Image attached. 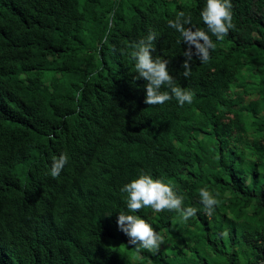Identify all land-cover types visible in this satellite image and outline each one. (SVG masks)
<instances>
[{
	"label": "trees",
	"instance_id": "16d2710c",
	"mask_svg": "<svg viewBox=\"0 0 264 264\" xmlns=\"http://www.w3.org/2000/svg\"><path fill=\"white\" fill-rule=\"evenodd\" d=\"M206 0H0V264H259L264 260V0H232L234 29L190 62L168 21L207 30ZM188 27V26H186ZM157 33L180 106L145 103L132 45ZM166 90V89H162ZM67 154L59 177L53 158ZM141 173L196 209L129 213ZM217 200L211 215L200 202ZM135 214L163 236L137 250Z\"/></svg>",
	"mask_w": 264,
	"mask_h": 264
},
{
	"label": "clouds",
	"instance_id": "9594fccd",
	"mask_svg": "<svg viewBox=\"0 0 264 264\" xmlns=\"http://www.w3.org/2000/svg\"><path fill=\"white\" fill-rule=\"evenodd\" d=\"M200 17L206 25V31L192 26V18L180 12L175 19H170V28L179 32L187 50L184 52V76L189 73L190 62L195 58L201 63H207L210 50L215 48L211 37L223 40L229 30L234 29L232 0H206V6L201 10ZM188 26V27H186ZM157 33L149 31L145 38L132 45L131 53L137 76L134 79H143L146 89L145 103L148 105H163L175 99L180 106L191 104L194 92L176 85L174 77L170 74L168 61L154 58V41ZM166 89V90H162ZM67 154L53 158L50 175L59 177L61 171L68 163ZM126 193V205L129 213L150 207L154 212L175 210L180 214L182 221L186 222L196 214L192 207H182L183 197L178 195L173 187L163 180L153 178L149 173H141L131 182L126 183L120 190ZM200 202L207 214L211 215L217 205L216 198L207 190H200ZM117 224L119 229L129 238V244L136 246L137 250H158L163 242V236L158 234L152 224L135 214L120 213Z\"/></svg>",
	"mask_w": 264,
	"mask_h": 264
},
{
	"label": "water",
	"instance_id": "95a60500",
	"mask_svg": "<svg viewBox=\"0 0 264 264\" xmlns=\"http://www.w3.org/2000/svg\"><path fill=\"white\" fill-rule=\"evenodd\" d=\"M259 264H264V260H262Z\"/></svg>",
	"mask_w": 264,
	"mask_h": 264
}]
</instances>
